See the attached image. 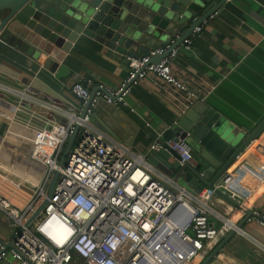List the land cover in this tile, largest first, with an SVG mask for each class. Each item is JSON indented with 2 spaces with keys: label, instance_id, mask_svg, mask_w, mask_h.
Masks as SVG:
<instances>
[{
  "label": "crops",
  "instance_id": "0c3cea01",
  "mask_svg": "<svg viewBox=\"0 0 264 264\" xmlns=\"http://www.w3.org/2000/svg\"><path fill=\"white\" fill-rule=\"evenodd\" d=\"M129 58L85 36L74 43L63 61L47 66L43 54L36 57L0 38V193L15 207L23 209L33 200L47 172V167L32 159L31 143L41 136L55 140L51 128L67 122L44 102L64 111H78L82 101L72 93V84L86 82L91 90L100 84L116 89L129 74ZM172 68L200 99L188 106L174 87L147 75L132 88L126 103L149 127L161 134L184 122L188 110L206 103L235 127L251 131L264 118V3L228 0L206 21L188 52L180 50ZM117 106L102 100L94 115L123 129L119 120L126 116H113ZM131 122V133L123 129L127 135L123 141L145 153L156 138ZM157 158L160 165L155 164ZM146 160L175 181L174 167L179 162L173 152L154 151ZM227 173L228 185L245 197L247 211L264 216V132ZM210 203L216 227L223 225L221 217L230 218L235 226L218 241L207 244L192 264H200L226 235L239 230V223L245 219L241 205L220 195L214 194ZM15 230L13 221L0 210V240L10 245ZM0 264L21 263L8 256ZM209 264H264V225L257 218L247 221Z\"/></svg>",
  "mask_w": 264,
  "mask_h": 264
},
{
  "label": "built area",
  "instance_id": "2783aa9c",
  "mask_svg": "<svg viewBox=\"0 0 264 264\" xmlns=\"http://www.w3.org/2000/svg\"><path fill=\"white\" fill-rule=\"evenodd\" d=\"M206 21L185 39L187 48L201 35ZM170 46L157 47L142 59L130 57L129 74L116 89L100 84L93 93L83 82L73 83L71 91L82 101L78 111L44 102L67 122L51 128L55 140L41 136L30 145L32 159L47 167L33 200L20 209L0 193V210L16 228L10 245L0 240V261L11 256L21 264H192L207 244L235 226L226 217H221V227L213 224L214 191L197 195L146 160L154 151L171 150L177 153L179 164L195 162L194 149L181 133L164 143L156 139L141 153L92 121L102 100L126 103L132 88L149 74L174 87L188 106L200 99L173 72L179 48L160 62L149 63ZM75 132V143L60 167L65 146ZM57 169L60 175L53 196L32 218L47 198ZM228 181L229 177L218 187L240 200L246 217L245 197L231 189ZM253 211L256 215L248 221L257 218L264 225V219L257 216L260 213ZM53 222L63 228L51 234Z\"/></svg>",
  "mask_w": 264,
  "mask_h": 264
},
{
  "label": "water",
  "instance_id": "95a60500",
  "mask_svg": "<svg viewBox=\"0 0 264 264\" xmlns=\"http://www.w3.org/2000/svg\"><path fill=\"white\" fill-rule=\"evenodd\" d=\"M228 0H0V38L29 54L45 57L46 65L56 66L80 38L88 37L129 57L140 58L151 50L170 43L164 53L151 57L149 63H158L169 56L173 49L188 52L184 43L196 27L223 9ZM175 36V40L173 37ZM86 85V82L84 83ZM95 90H93L94 93ZM113 116L123 129L131 133L129 126L135 122L162 143L180 134L193 147L197 164H178L175 181L193 193L215 194L239 206L240 201L218 187L228 176V169L244 153L246 148L264 132V118L251 131H243L209 104L201 103L186 113V120L174 128L159 134L125 102H118ZM92 121L101 125L116 138L127 135L114 123L102 121L93 115ZM242 130V131H241ZM70 136L59 165L63 167L76 139ZM134 139V138H133ZM136 139V138H135ZM134 139V140H135ZM130 143V142H129ZM133 143L130 144H134ZM171 151V150H170ZM173 152L177 157V153ZM60 170L57 169L41 203L33 217L45 207L51 198ZM256 215L247 211L239 223L226 235L200 264H209L237 234L248 218ZM264 219L261 214L257 215Z\"/></svg>",
  "mask_w": 264,
  "mask_h": 264
},
{
  "label": "bare ground",
  "instance_id": "6f19581e",
  "mask_svg": "<svg viewBox=\"0 0 264 264\" xmlns=\"http://www.w3.org/2000/svg\"><path fill=\"white\" fill-rule=\"evenodd\" d=\"M57 228H63L62 224L61 223H57V222H53L51 224V231H50V233L51 234L52 233L54 234V232L56 231Z\"/></svg>",
  "mask_w": 264,
  "mask_h": 264
},
{
  "label": "rangeland",
  "instance_id": "374dc122",
  "mask_svg": "<svg viewBox=\"0 0 264 264\" xmlns=\"http://www.w3.org/2000/svg\"><path fill=\"white\" fill-rule=\"evenodd\" d=\"M98 126H100V127H102L101 125H99L98 123H96ZM151 154H153V152L152 153H150V154H148L147 156H149V155H151ZM152 158H155V157H152ZM155 164L156 165H160V162H159V160H158V158L156 159V162H155ZM169 176V175H168Z\"/></svg>",
  "mask_w": 264,
  "mask_h": 264
},
{
  "label": "trees",
  "instance_id": "16d2710c",
  "mask_svg": "<svg viewBox=\"0 0 264 264\" xmlns=\"http://www.w3.org/2000/svg\"><path fill=\"white\" fill-rule=\"evenodd\" d=\"M260 2L264 3V0H259Z\"/></svg>",
  "mask_w": 264,
  "mask_h": 264
}]
</instances>
